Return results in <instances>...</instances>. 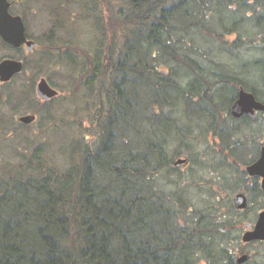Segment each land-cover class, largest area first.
Returning <instances> with one entry per match:
<instances>
[{"label":"trees","instance_id":"1","mask_svg":"<svg viewBox=\"0 0 264 264\" xmlns=\"http://www.w3.org/2000/svg\"><path fill=\"white\" fill-rule=\"evenodd\" d=\"M51 2L53 28L38 40L35 69L64 66L71 87L63 102L73 106L57 115V97L41 102L33 83L14 109L37 101L44 128L64 124L75 134L61 150L64 166L39 144L0 179V264H234L225 229L243 220L223 216L235 206L198 209L179 177L162 178L177 173L181 152L169 151L183 124L171 110L213 102L225 116L247 71L264 69V58L241 57L255 46L252 32L264 33V0ZM81 17L92 40L59 41ZM220 136L219 148L237 156L233 132ZM227 157L220 151L216 167H230Z\"/></svg>","mask_w":264,"mask_h":264},{"label":"rangeland","instance_id":"2","mask_svg":"<svg viewBox=\"0 0 264 264\" xmlns=\"http://www.w3.org/2000/svg\"><path fill=\"white\" fill-rule=\"evenodd\" d=\"M53 2L51 0H23L24 10L23 14L26 17L28 32L31 36L37 38L40 44H43L47 41V37L52 31L53 28V16L50 13L51 6ZM19 6V5H18ZM31 7V11L28 9ZM80 15V14H78ZM251 26V23L248 24ZM248 31V30H247ZM251 32V30H250ZM252 34L256 35L255 46H252L250 43H247V51L241 56L242 60H251V59H260L264 58V33L259 31V29H255ZM57 35V34H56ZM94 34L87 23L82 17L77 19L76 25L69 30H63L58 32L59 41L65 40H78L82 46H86L88 41H91ZM248 36V33H247ZM257 43V44H256ZM16 54L10 49H7L0 43V61L8 55ZM39 54V52H38ZM38 54H29L23 53V57L29 61L28 68L20 73L11 83L0 86V179L5 175L9 168L15 167L20 163L21 156H28L31 154L32 150L37 147V145H44V149L46 150V155L51 157L57 166H64L66 162V158L61 154V150L63 147L71 146V141H73V136L75 134L74 130L70 127L65 126L64 124L59 125L55 123L54 128H44L42 125L41 115H38L37 121L30 126H22L18 122V118L22 115H25L31 108H20L21 110H15L14 106L17 105L15 95L18 94L22 89H28L31 84L34 83V89L36 88L37 83L40 78L45 77L50 83V78L53 81L54 87L59 91L56 101L54 102V106L58 108V113L65 114L67 109L70 110L72 105V100L68 101L64 104V99L69 97L70 91V80L66 68L61 65L58 71L55 70H47L41 73H37L35 69V60L39 57ZM225 61H227L225 59ZM229 61V60H228ZM249 69H257L249 68ZM256 72H251L248 74L250 79H258L260 77L259 70H255ZM11 94L12 98H8ZM36 94V92H35ZM37 96V95H36ZM61 102V105L59 104ZM25 104V102L21 103ZM29 106H36V103H32ZM40 106V104H39ZM42 108V106L40 107ZM184 105H181L177 110H171L173 115H177L182 117ZM92 137L94 136L93 133ZM28 141L31 142L30 147H28ZM205 143H201L198 148H201V145ZM181 148L179 143L171 144L169 147L170 154L176 152V150ZM204 148V146H203ZM217 170V169H216ZM209 171V169H205V171L201 172H192L187 168H178L177 173L175 171H169V174L163 172L162 181L164 183H168L169 180H177L179 177V181L181 185H183L182 176H188L189 183L192 180L193 183L201 184L206 181V178L213 177L216 178L220 175V182L216 185L225 188L224 195L227 200L225 204H218L214 202H209V198H205L208 196L204 189L198 191L195 188L190 187V197L195 202L196 208L208 207L209 205L214 206L215 209L221 208L222 212H226L227 204L233 201V193L234 191L229 187L228 180L232 177H237L238 172L236 168L230 167L229 169H218L217 171ZM217 175V176H216ZM181 177V178H180ZM221 177L222 180H221ZM160 178V179H161ZM184 186V185H183ZM175 187L174 184L167 185L168 189H172ZM188 195V196H189ZM228 204V205H229ZM237 211V210H236ZM223 216V215H222ZM223 220H233L234 218H240L244 220L245 212H239L230 215H224ZM237 220V219H236ZM236 222V221H235ZM228 226L225 229V232H228L230 242L236 240L237 236L242 234L243 223H237L232 225L230 222L227 224ZM253 251L256 253L255 260L249 264H262L264 262V254H263V245L257 244L252 246Z\"/></svg>","mask_w":264,"mask_h":264},{"label":"flooded vegetation","instance_id":"3","mask_svg":"<svg viewBox=\"0 0 264 264\" xmlns=\"http://www.w3.org/2000/svg\"><path fill=\"white\" fill-rule=\"evenodd\" d=\"M10 2L9 11L12 15H19L22 17L25 24V32L28 40H34L36 46L32 50L27 49V45L23 43L19 47H15L10 43L4 41L0 35V43L7 49L12 50L16 54L5 56L4 59H16L22 60L26 64V56L23 57V53L33 54L34 51L40 48L38 44V39L31 36L28 32V25L25 15L22 13L24 10L23 0H8ZM19 5V6H18ZM0 61V62H1ZM25 67V66H24ZM24 71V70H23ZM22 71V72H23ZM21 72V73H22ZM260 77L258 79H250L248 77L249 72L247 71V87L239 85L237 87V93L235 94L230 106L223 112L222 117L219 116L220 112L214 106L212 102V108L201 106L197 107L194 103L190 106H184L182 115V127L180 135V146L181 152L174 159V166L178 169L187 168L192 172H203L205 169L209 171H215L216 169H224L225 167H216L218 162V156L220 151L223 152L224 156H228V161L232 164L230 167L236 168L238 172L237 177L229 178L228 185L234 191L233 201L230 204L235 206V209L239 212H245L242 228V234L238 235L236 240L232 242V252L234 264H239L237 259L241 256H250L248 260L241 264H249L255 260L256 253L253 251L252 246L261 244L264 249V239H254L251 241H243V235L246 232L253 231L256 228L258 221L261 217H264V163H260L263 158L264 153V109H253L254 116L247 113V115H242L240 117H235L232 114V106L235 101L239 98L240 90L243 88L247 93L252 94L256 101L264 105V69L260 72ZM15 74L9 81H0V86H5L11 83L18 75ZM36 92V88H35ZM37 95V93H36ZM37 98L42 102L38 95ZM36 105L38 104L35 101ZM34 107L31 106V110L26 114H35L36 118L38 114L34 112ZM207 111H205V110ZM200 111V112H199ZM203 111L207 116H203ZM208 113H212L210 116ZM191 114V116H189ZM222 114V112H221ZM230 114L231 116H227ZM19 124L22 126H30L34 124L37 119L32 123H23L18 118ZM240 129L242 132H237ZM228 132H233V138L239 140L237 143L239 150L238 155L229 156L228 150H221L219 148L220 144V134L222 136L228 137ZM232 135V134H231ZM201 148L198 146L201 143ZM204 146V148H203ZM178 159L184 160L181 164H175ZM230 167H226L229 169ZM216 170V171H217ZM217 176V175H216ZM223 177H221L222 180ZM183 184L201 191L204 189L209 198V202H214L218 204H226L227 200L224 195L225 188L217 186L220 182V175L216 178L212 176L206 178V181L201 184L193 183L192 180L189 183L188 176H182ZM191 192V190H189ZM188 192V194H190ZM238 195H243L246 201V207L244 209L236 208V197ZM195 203L196 201H192ZM229 204V203H228ZM241 223V224H242ZM264 254V250H263ZM264 264V262L262 263Z\"/></svg>","mask_w":264,"mask_h":264},{"label":"water","instance_id":"4","mask_svg":"<svg viewBox=\"0 0 264 264\" xmlns=\"http://www.w3.org/2000/svg\"><path fill=\"white\" fill-rule=\"evenodd\" d=\"M10 2L8 0H0V35L7 43L12 44L15 47L21 46L23 43L27 45L28 50H32L36 46L34 40H28L25 32V24L23 19L19 15H12L9 11ZM24 62L16 59H4L0 62V81H9L11 78L24 70ZM36 92L38 97L44 101H50L58 96L59 91L51 85V83L45 78H40L36 86ZM253 109H264V105L256 101L252 94L247 93L243 88L240 90L239 98L232 106V114L235 117L247 115V113L254 116ZM36 120L35 114H25L20 117V121L23 123H32ZM184 160L178 159L177 164L183 163ZM260 163H264L263 158ZM236 208L244 209L246 207L245 197L238 195L236 197ZM254 239H264V217L258 221L255 230L246 232L243 235V241H251ZM250 256H241L237 259L239 264L248 260Z\"/></svg>","mask_w":264,"mask_h":264}]
</instances>
